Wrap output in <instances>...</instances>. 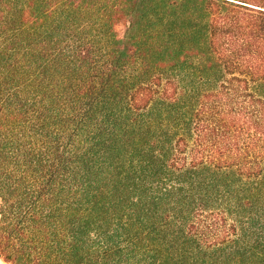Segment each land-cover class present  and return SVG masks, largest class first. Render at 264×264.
Here are the masks:
<instances>
[{
	"label": "trees",
	"instance_id": "obj_1",
	"mask_svg": "<svg viewBox=\"0 0 264 264\" xmlns=\"http://www.w3.org/2000/svg\"><path fill=\"white\" fill-rule=\"evenodd\" d=\"M0 261L264 264V0H0Z\"/></svg>",
	"mask_w": 264,
	"mask_h": 264
},
{
	"label": "rangeland",
	"instance_id": "obj_2",
	"mask_svg": "<svg viewBox=\"0 0 264 264\" xmlns=\"http://www.w3.org/2000/svg\"><path fill=\"white\" fill-rule=\"evenodd\" d=\"M0 264H4V263L0 261Z\"/></svg>",
	"mask_w": 264,
	"mask_h": 264
}]
</instances>
